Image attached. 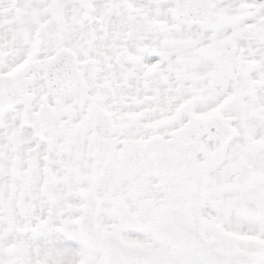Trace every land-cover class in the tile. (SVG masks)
Segmentation results:
<instances>
[{"label":"snow or ice","instance_id":"obj_1","mask_svg":"<svg viewBox=\"0 0 264 264\" xmlns=\"http://www.w3.org/2000/svg\"><path fill=\"white\" fill-rule=\"evenodd\" d=\"M0 264H264V0H0Z\"/></svg>","mask_w":264,"mask_h":264}]
</instances>
